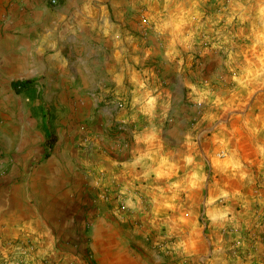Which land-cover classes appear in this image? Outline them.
Masks as SVG:
<instances>
[{"label": "crops", "instance_id": "1", "mask_svg": "<svg viewBox=\"0 0 264 264\" xmlns=\"http://www.w3.org/2000/svg\"><path fill=\"white\" fill-rule=\"evenodd\" d=\"M56 1L0 0V83L70 67L101 97L112 96L114 104L100 115L103 127L123 121L124 131L110 136L99 130L85 165L106 172L98 169L82 180L120 185L148 230L166 226L175 241L167 264H228L229 247L238 240L233 226H248L228 196L238 188L244 193L250 160H260L254 154L264 145L257 134L264 131V60H248L245 50L264 51V42L240 43L233 33L218 31L197 60L200 46L181 21L189 20L200 0ZM143 15L156 28L145 39L137 26ZM170 19L177 23L167 28ZM151 59L163 66L151 68ZM17 112L18 140L0 128V264L21 257L17 241L27 231L45 234L54 227L62 235L72 225L68 157L57 155L55 145L48 148L46 116L40 129L38 119L26 118L28 111ZM217 146L244 150L232 161H215ZM22 160L33 163L23 183L14 179ZM232 162L236 170L229 172ZM93 236L98 250L120 253L119 264L162 263L155 250L136 253L128 240L114 238L104 215L96 219ZM258 238L238 240L250 248L240 252L259 254Z\"/></svg>", "mask_w": 264, "mask_h": 264}, {"label": "rangeland", "instance_id": "2", "mask_svg": "<svg viewBox=\"0 0 264 264\" xmlns=\"http://www.w3.org/2000/svg\"><path fill=\"white\" fill-rule=\"evenodd\" d=\"M259 1L200 0L198 9L194 10L189 20L181 21L185 23L183 27L187 28V33H192L190 39L200 46L194 53L193 59L200 60L205 55L211 41L215 39L213 35L218 31L233 33V38H238L240 43L262 44L264 42V4ZM138 11L145 14V9H138ZM165 11L168 10L165 9ZM164 16L167 15L164 14ZM167 22L166 27L169 28L174 26L176 20L170 19ZM140 25L143 26L141 38H150L154 34L155 24L147 15H143L141 21H138L137 26ZM161 29L164 30V28L160 26V34L163 33ZM254 50L256 51L245 50L247 59L264 60V51ZM153 59L147 63L151 68L157 69V65L163 66L161 60L160 62ZM74 74L75 71L70 67L56 66L51 75L48 77L40 75L27 87L16 89L13 86L14 81L11 83L9 79L0 83L3 89L0 93V128H6L7 135L15 136L18 140L20 133H16L13 126V123L18 124L17 110L28 111L29 115L27 114L26 118L30 120L38 119L40 129L42 128L41 118L46 116L45 119L56 137L53 151L55 150L57 155L68 157L66 163L70 181L67 201L72 217L71 229L63 230L62 235L58 233L60 229L55 230L54 227L45 234L38 230L27 231L25 236L27 238L17 241L20 243L18 251L21 257L15 264H119L117 259L119 252L109 253L105 246L98 250V245L94 242L93 227L100 215L106 216L108 223L112 224L114 238L118 235L119 239L128 240L127 246L130 250L138 253L144 250V247H148L160 254L161 264H167L175 241L166 226H157L148 230L146 220L138 216L127 203V197L120 185H117V188L108 184L94 186L82 180L98 169L106 172L104 168H88V165H85V162L91 159L89 153L94 142L92 140L102 133L116 136L124 131L122 126L124 122L116 123L112 125V128H104L103 124L106 121L103 123L100 115L105 106L109 108L114 104V99L112 96L101 97L97 90H93L92 82L82 83L81 78L73 77ZM121 107L123 105L119 106ZM14 111L16 115L13 114ZM99 130L102 131L101 134ZM263 132L257 133L262 141H264ZM243 150L240 149L238 152L235 147L217 146L212 149V156L215 161L220 159L232 161L240 156L239 153ZM6 153L3 155H7ZM220 153L223 154L220 155ZM254 156L260 160H250V178L247 179L244 193H240L239 188H236V195L229 194L228 204L233 205L234 211L240 213L239 215L243 216L248 223L245 227L233 226L234 237L240 241L245 236L247 238L259 236L257 239L259 244L254 250L259 254L250 257V253L240 252L243 249L250 251V248L240 244L241 242L236 239L235 245L229 247L233 259L228 261V264H264V145L258 148ZM43 159H45L44 154L42 157H37L34 163L39 164ZM25 163L22 160L21 174L14 177L16 182L23 183L27 178L30 179L24 171H29L33 163H29L28 160ZM232 163L229 164L232 166L229 172L236 170L234 162ZM7 171L8 168L6 173ZM32 202H36L34 198ZM201 216L203 218V214ZM102 230L104 227L101 228ZM185 260L189 262V259Z\"/></svg>", "mask_w": 264, "mask_h": 264}, {"label": "trees", "instance_id": "3", "mask_svg": "<svg viewBox=\"0 0 264 264\" xmlns=\"http://www.w3.org/2000/svg\"><path fill=\"white\" fill-rule=\"evenodd\" d=\"M33 82V80L28 79V80H23V81H14L13 82V86L16 89L22 88V87H27L29 84H31ZM44 128L46 130V134H47V146L48 148H53V146L55 145L56 142V137L53 133V131L51 130V128L49 127V124L46 122L44 123ZM49 155V152L46 153V156Z\"/></svg>", "mask_w": 264, "mask_h": 264}, {"label": "built area", "instance_id": "4", "mask_svg": "<svg viewBox=\"0 0 264 264\" xmlns=\"http://www.w3.org/2000/svg\"><path fill=\"white\" fill-rule=\"evenodd\" d=\"M57 1L56 0H52V3H56ZM223 153H220V155H222ZM100 175L102 176V177H107V174L103 171V172H101L100 173Z\"/></svg>", "mask_w": 264, "mask_h": 264}]
</instances>
